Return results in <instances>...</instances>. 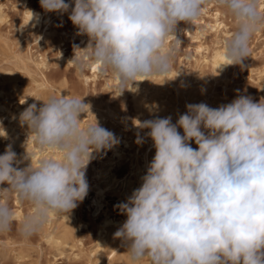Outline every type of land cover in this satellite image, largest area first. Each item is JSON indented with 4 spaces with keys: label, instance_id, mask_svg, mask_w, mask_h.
<instances>
[{
    "label": "clouds",
    "instance_id": "clouds-1",
    "mask_svg": "<svg viewBox=\"0 0 264 264\" xmlns=\"http://www.w3.org/2000/svg\"><path fill=\"white\" fill-rule=\"evenodd\" d=\"M39 3L45 13H68L76 34L88 38L83 49L73 45L74 70L82 74L99 65L119 82L120 94L173 71L181 52L178 26L193 25L209 3L232 22L230 36L220 43L222 66L243 68L253 38L264 31V0ZM83 98L34 97L40 106L32 103L19 114L21 127L27 126L26 141L41 153H58L59 159L33 163L32 152L18 158L10 144L0 154V235L14 225L23 238L37 235L51 217L68 218L87 197L88 165L117 146L119 138L96 118L82 125L81 115L91 112ZM134 123L147 129L155 154L140 186L114 206L126 217L114 238L130 264H264V97L255 101L237 94L215 108L187 104L175 123L171 116ZM0 136L7 138L2 127ZM145 137L138 134L135 142L141 145ZM24 161L27 165L20 167ZM13 198L29 209L19 220Z\"/></svg>",
    "mask_w": 264,
    "mask_h": 264
},
{
    "label": "rangeland",
    "instance_id": "rangeland-1",
    "mask_svg": "<svg viewBox=\"0 0 264 264\" xmlns=\"http://www.w3.org/2000/svg\"><path fill=\"white\" fill-rule=\"evenodd\" d=\"M0 3L5 15L4 20H0V70H6L0 74V103L8 108V113L0 111V127L5 128L7 134V138L0 136V154L4 153L9 144L15 145L16 137L11 132L10 124L19 118V114L28 105L42 103L34 99L37 98L35 93L39 88L33 78L21 68V64L10 57L11 51L5 40L12 46L14 44L17 52L22 50L24 40L29 41L34 58L44 60L43 70L49 84L40 99L53 94L59 96L67 91L84 97L92 109L88 114L81 115L82 125L92 123L96 118L101 127L110 130L119 138L116 149L118 152L112 148L93 159L87 167L89 193L73 210L74 213L70 214L79 237L76 246L60 252L47 241L46 226L41 233L23 238L17 234L14 225L8 234L0 235V264H103L96 262L93 252L100 237H105L102 233L103 221L109 217L117 223L109 230L111 237L126 219L114 206L125 202L127 196L125 188L106 190L99 198V204H96V172L101 170L105 174L99 183L102 187L109 184V175L114 174L122 180L132 174V163L136 161V154L143 149L151 151L152 146L149 148L143 143L138 147L135 142L138 131L132 123L139 117L149 120L171 116L175 123L178 116L186 112L187 104L203 102L215 108L231 102L237 94L250 95L255 101L264 97V31L258 32L253 38L250 56L243 61V68L229 65L224 72H215L213 65L205 62L204 57H210L220 47L222 39L230 36L232 22L214 3H209L201 18L193 25L181 23L177 28L176 38L181 41V52L173 69L175 75L153 77L142 87H136L135 83L132 85L135 91L126 89L120 94L119 82L111 74L100 72L96 78L88 79L86 76L91 75V66L81 74L74 70L72 63L60 62V47L64 55L73 57V45L79 46L81 42L76 34L77 29L68 19V13L54 15L56 32L46 44L40 45L30 31H25L24 39L21 40L20 26L25 11L22 0H0ZM27 3L40 5L39 0H28ZM221 21L222 24L216 27V23ZM37 76L40 77L38 74ZM107 108L114 112L113 116L105 115ZM8 115L12 117L11 120ZM14 128L23 144L33 145L32 151H36L37 156L48 157L54 154L41 153L30 139L26 141L27 126L21 127L18 122ZM179 131L182 134V130ZM191 146L197 147L194 142ZM154 154L155 152L151 153V159ZM109 170L112 173L108 175ZM11 202L15 210L22 211V216L29 211L26 205H22L15 198ZM110 264H130L125 250Z\"/></svg>",
    "mask_w": 264,
    "mask_h": 264
},
{
    "label": "bare ground",
    "instance_id": "bare-ground-1",
    "mask_svg": "<svg viewBox=\"0 0 264 264\" xmlns=\"http://www.w3.org/2000/svg\"><path fill=\"white\" fill-rule=\"evenodd\" d=\"M28 0H22V3L25 5V11H24V17L22 24L20 26V33H21V40L24 39V32L25 31H30L33 32L34 35L37 38H39V44L44 45L46 44L51 36H53L56 32V25L54 22V15L56 13H45L43 9L40 7V5L36 4H29L27 3ZM65 2H70V0H65ZM32 12L34 15L31 18V13ZM218 16V15H217ZM5 15L3 13L2 9V4L0 3V20H4ZM222 24V21L220 23H216V27H219ZM80 45L79 48L83 49L87 46L88 44V38L86 36H80ZM2 37V36H1ZM5 43L8 47V49L11 51L10 57L17 62L21 64V68L26 71L32 78L33 81L36 83L37 87L39 90L36 91V97L41 98L44 96V92H46V88L49 84L48 78L46 77L43 67L45 66L44 60H38V58H34V54L32 52L31 48V43L29 41L26 42V40L23 41L24 45L22 46V50L17 52L14 50V44H12L8 41L5 40ZM59 55L58 58L60 62H66V63H71L69 62L73 57H67L64 55L62 51V47L59 49ZM205 62L211 63L213 65L214 71L215 72H224L226 68L229 66H222L226 63L224 55H223V49L222 48H217L215 49L212 54L209 56L204 57ZM92 71L90 76H86L88 79L91 78H96L98 76V73L103 72L100 68L99 65H91ZM6 71V70H0L1 72ZM40 75V77L37 76ZM175 75L174 71L170 72L168 76L173 77ZM181 75V74H180ZM172 79V78H171ZM149 80H144V81H139L136 82V87H142V85L146 84ZM172 81V80H171ZM264 81V80H263ZM174 84V83H173ZM179 84V83H178ZM175 85V84H174ZM52 87V86H51ZM55 87V86H54ZM201 87V85H200ZM2 94V90H0V95ZM62 94H69L73 96H78L72 92H63ZM80 97V96H79ZM83 102L86 104H89L83 99ZM227 104V103H226ZM90 105V110L92 109L91 104ZM93 105V104H92ZM221 105V104H220ZM38 107L40 105H37ZM94 108V107H93ZM96 109V108H95ZM0 111H4L5 113L8 111V108L4 106L2 103H0ZM8 113V112H7ZM114 112L107 108L105 111V115H110L113 116ZM115 118V117H114ZM124 118V117H123ZM8 119L11 120L12 117L8 115ZM118 120V119H117ZM123 120V119H122ZM136 120L139 121H144L145 118L139 117ZM124 121V120H123ZM135 121H133L132 125L135 130L138 131V134L141 133V137H145V133L147 129L141 131L135 126ZM19 122V119H15L10 126L12 127L11 132L12 134L16 137V142L15 145L12 146V150L17 153L18 158H22L26 152V150L32 152L33 155V163L37 162L39 159L42 157H47V156H37L36 151L33 150V145H25L23 144V141L20 139L18 132L14 128V125ZM133 129V130H134ZM5 131V128H3ZM147 147L152 146V141L148 138L145 137L144 142ZM19 145V147H18ZM25 145V146H24ZM142 145V144H141ZM141 145H138V147H141ZM26 147V149H25ZM149 147V148H150ZM115 151L118 152L117 146L114 147ZM155 152V149L152 147L151 151L147 152L145 149H143L141 152L136 154V161L132 163L133 169L131 170L130 175L126 176L122 180L119 178L115 177V175H109L112 173L111 170L107 172L109 175L108 177L110 178L109 184H105L103 187L100 186V181L103 176L105 175L101 170H98L96 172V182L98 184L97 186V194L94 197L95 198V203L99 204V198L103 196L106 190L110 189H116L119 188L122 190L125 188L126 196L129 197L132 193V191L136 188H138L141 184V177L146 173L147 165L148 163L152 160L151 159V153ZM52 158L59 159V154L54 153L53 155H50ZM120 156V155H118ZM121 157V156H120ZM28 161H24L23 164L20 165V167L26 166ZM119 181V182H118ZM74 213V211H72ZM16 216L19 218H22V211L20 209L16 210ZM117 224L114 220L110 219L107 217L103 221V226H102V233L105 234V237H100L99 243L97 245V248L93 251L94 256L96 259V262H101L103 264H110L120 252H123L125 250L124 247L121 246V241L119 239L114 238V234L110 237L111 233L109 232L110 229H113V225ZM47 227V241L50 243L52 247H54L56 250L60 252H64L66 250H71L73 249L76 244L79 241V237L77 236V233L74 230L73 222H72V217L71 215L68 216H60L56 217L53 216L50 218L49 223L46 225ZM35 264H40L39 262H36Z\"/></svg>",
    "mask_w": 264,
    "mask_h": 264
}]
</instances>
